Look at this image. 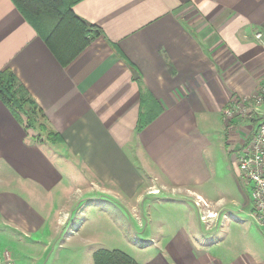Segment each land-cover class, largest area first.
I'll use <instances>...</instances> for the list:
<instances>
[{"label": "crops", "instance_id": "crops-1", "mask_svg": "<svg viewBox=\"0 0 264 264\" xmlns=\"http://www.w3.org/2000/svg\"><path fill=\"white\" fill-rule=\"evenodd\" d=\"M73 12L101 35L63 67L0 0V72L14 74L61 139L36 143L0 99V244L38 263L69 220L72 176H89V194L133 193L145 174L200 215L143 264H264L236 168L253 121L224 114L264 86V0H79ZM142 92L159 112L137 131Z\"/></svg>", "mask_w": 264, "mask_h": 264}, {"label": "rangeland", "instance_id": "rangeland-1", "mask_svg": "<svg viewBox=\"0 0 264 264\" xmlns=\"http://www.w3.org/2000/svg\"><path fill=\"white\" fill-rule=\"evenodd\" d=\"M21 107L18 114L27 124L31 138L50 148L58 144L39 113L25 102ZM243 118L253 121L249 138L255 121L248 116ZM70 183L62 209L69 211V220L35 264H93L92 254L99 249L122 251L143 264L151 258L157 244L164 248L166 239L187 226L189 217L194 222L199 219V205L196 207L182 192L161 186L155 177L145 174L142 187L133 193L110 187L108 192L89 194V176L82 174L72 176ZM6 244H0V258L6 251L13 264H31L32 258L27 259L30 254L19 245Z\"/></svg>", "mask_w": 264, "mask_h": 264}, {"label": "trees", "instance_id": "trees-1", "mask_svg": "<svg viewBox=\"0 0 264 264\" xmlns=\"http://www.w3.org/2000/svg\"><path fill=\"white\" fill-rule=\"evenodd\" d=\"M11 1L63 67L68 66L94 39L101 35L97 27L86 24L74 14L73 6L79 0ZM0 99L19 122H23L18 114L22 110V102L31 105L45 122L43 113L28 98L25 89L9 70L0 72ZM140 99L137 131L147 126L159 112L153 105L152 98L144 92L141 93ZM25 126L28 129L27 124ZM50 133L55 138L54 143H61L56 133L52 131ZM92 262L93 264H138L122 251L106 249L95 251L92 254Z\"/></svg>", "mask_w": 264, "mask_h": 264}, {"label": "built area", "instance_id": "built-area-1", "mask_svg": "<svg viewBox=\"0 0 264 264\" xmlns=\"http://www.w3.org/2000/svg\"><path fill=\"white\" fill-rule=\"evenodd\" d=\"M255 37L259 39L260 34ZM237 113L257 121L253 133L236 154V168L238 181L247 191L254 222L264 235V86L250 103L224 111L227 117ZM0 264H11L7 254L0 258Z\"/></svg>", "mask_w": 264, "mask_h": 264}, {"label": "water", "instance_id": "water-1", "mask_svg": "<svg viewBox=\"0 0 264 264\" xmlns=\"http://www.w3.org/2000/svg\"><path fill=\"white\" fill-rule=\"evenodd\" d=\"M134 78H135V79L137 78V73H136V72H134Z\"/></svg>", "mask_w": 264, "mask_h": 264}]
</instances>
